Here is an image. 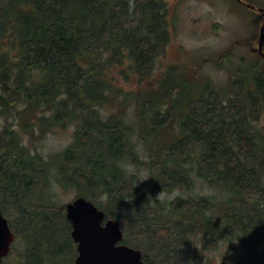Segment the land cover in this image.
<instances>
[{
    "label": "trees",
    "instance_id": "1",
    "mask_svg": "<svg viewBox=\"0 0 264 264\" xmlns=\"http://www.w3.org/2000/svg\"><path fill=\"white\" fill-rule=\"evenodd\" d=\"M167 14V0H0V209L15 235L1 264H75L62 192L119 223L146 264H215L235 241L231 264H264V59L220 91L182 66L157 78ZM65 129L62 150L33 147Z\"/></svg>",
    "mask_w": 264,
    "mask_h": 264
},
{
    "label": "rangeland",
    "instance_id": "2",
    "mask_svg": "<svg viewBox=\"0 0 264 264\" xmlns=\"http://www.w3.org/2000/svg\"><path fill=\"white\" fill-rule=\"evenodd\" d=\"M167 9L171 39L157 63V78L170 66H182L220 91L228 89L240 67L257 62L264 34V0H167ZM3 122L0 112V129ZM72 133V129L58 130L33 142V147L45 155L58 152L70 143ZM201 192L214 195L215 190L205 187ZM74 194L62 192L60 204L72 203ZM234 245V252L225 246L209 256L215 264H231L245 253L239 242ZM17 249L23 250L24 244Z\"/></svg>",
    "mask_w": 264,
    "mask_h": 264
},
{
    "label": "water",
    "instance_id": "3",
    "mask_svg": "<svg viewBox=\"0 0 264 264\" xmlns=\"http://www.w3.org/2000/svg\"><path fill=\"white\" fill-rule=\"evenodd\" d=\"M264 34L257 48L263 53ZM71 236L77 244L75 264H146L142 252L125 244L119 223L108 220L92 201L79 198L68 205ZM15 235L0 209V264L11 251Z\"/></svg>",
    "mask_w": 264,
    "mask_h": 264
},
{
    "label": "flooded vegetation",
    "instance_id": "4",
    "mask_svg": "<svg viewBox=\"0 0 264 264\" xmlns=\"http://www.w3.org/2000/svg\"><path fill=\"white\" fill-rule=\"evenodd\" d=\"M264 50H262L263 52ZM259 55L264 59V52L263 53H259Z\"/></svg>",
    "mask_w": 264,
    "mask_h": 264
}]
</instances>
